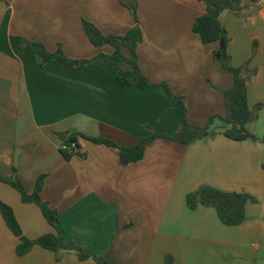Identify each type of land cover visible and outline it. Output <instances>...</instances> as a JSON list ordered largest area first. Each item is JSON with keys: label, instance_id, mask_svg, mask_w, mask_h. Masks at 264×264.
Listing matches in <instances>:
<instances>
[{"label": "crops", "instance_id": "obj_1", "mask_svg": "<svg viewBox=\"0 0 264 264\" xmlns=\"http://www.w3.org/2000/svg\"><path fill=\"white\" fill-rule=\"evenodd\" d=\"M137 2L138 22L120 0H0V176L18 178L32 193L37 178L46 174L43 196L58 211L66 238L115 264H165L167 255L174 264H264L262 243L238 244L231 229L236 226L223 224L214 208L192 210L186 202L189 193L203 186L236 191L237 180H247L255 166L260 184L249 192L259 202H248L245 222L250 220V228L264 235L263 143L230 140L221 128L190 145L156 139L141 161L128 165L120 163L118 148L82 137V156L67 159L61 152L64 140L75 132L128 146L155 132L173 135L184 124L178 101L165 88L119 84L117 73L98 57L113 48L94 46L84 21L117 36L139 25L144 34L137 48L142 71L185 99L192 125L202 127L209 116L226 114L223 93L234 77L214 58L218 44H203L193 32L204 3ZM243 5L239 14L224 11L221 21L230 36L233 65L250 61L257 71L248 81V101L262 108L247 128L261 137L264 0L258 12L251 0ZM16 37L41 42L51 52L61 47L71 59L92 61L83 67L58 60L41 65V58ZM121 75L131 79L135 72L125 65ZM0 203L12 207L25 237L34 240L54 232L38 205L24 203L17 189L1 181ZM19 241L0 210V264H97L73 253L58 259L39 245L19 256Z\"/></svg>", "mask_w": 264, "mask_h": 264}, {"label": "trees", "instance_id": "obj_2", "mask_svg": "<svg viewBox=\"0 0 264 264\" xmlns=\"http://www.w3.org/2000/svg\"><path fill=\"white\" fill-rule=\"evenodd\" d=\"M205 5V12L198 16L193 24V32L196 33L203 44L217 43L218 49L214 52V58L221 63L222 67L230 72L234 77L233 86L223 93L226 107L224 116H214L208 120L205 126H194L187 120V106L185 99L172 93L166 83L156 84L142 71L137 55L138 45L143 42L144 34L139 25L131 29L126 35H105L93 23L84 21V30L90 42L96 47L109 45L113 48L111 54L101 53L98 57L103 58L110 68L117 73L119 84L127 88H152L163 87L168 93L178 101L179 110L183 117V127L177 133L170 135L162 132H155L153 135L144 137L135 144L128 146L118 145L116 142L103 137H93L84 133L75 132L64 140L67 143L77 142L79 137L90 140L96 144H105L110 147L118 148L120 163L128 165L141 161L149 144L156 139H167L178 142L183 145H190L196 140L205 139L211 136V125L214 123L215 117L220 118L223 122L224 136L233 141L252 140L264 144V134L259 137L252 133L247 125L254 122L258 118V112L262 105L258 104L251 107L248 101V81L250 77L257 71L251 69L250 61L236 67L232 63L231 56L228 53V45L230 36L221 21V15L224 11H230L239 14L243 9L245 0H199ZM253 12L260 9L261 0H251ZM121 4L127 7L133 14L136 22L138 2L137 0H120ZM138 24V23H137ZM16 42H21L28 50L41 58V65L51 61L58 60L69 67H83L92 60H76L67 57L64 51L58 48L57 51L51 52L45 44L36 41H26L22 38H14ZM126 51L129 55H126ZM125 65L134 70L135 76L127 78L121 75ZM62 154L70 159L73 156H82L81 154H73L62 151ZM46 174L40 175L35 183L32 193H28L23 183L16 177L0 176V181L17 189L22 196L24 203H34L38 205L49 224L54 228V232L43 235L37 239H29L24 236L22 229L16 219L12 207L5 203H0L2 216L11 229V231L19 238L16 252L19 256L28 254L35 245H39L47 250L57 254L58 259L64 253H73L80 260L94 259L97 264H115L110 258L104 255H97L89 250L85 245L69 241L66 238V231L62 228L59 220V213L53 209L50 203L43 196ZM187 205L190 209L195 210L199 206L214 208L222 221L227 226H239L246 220V207L248 202L257 204L259 200L256 196L248 192L227 191L215 186H203L195 192H191L186 198ZM165 264H174L172 255H167Z\"/></svg>", "mask_w": 264, "mask_h": 264}, {"label": "rangeland", "instance_id": "obj_3", "mask_svg": "<svg viewBox=\"0 0 264 264\" xmlns=\"http://www.w3.org/2000/svg\"><path fill=\"white\" fill-rule=\"evenodd\" d=\"M219 113L216 115L209 116L208 119H206L204 126L208 123V120L211 117L218 116ZM223 128V122H221L220 118L215 117L214 123L211 125L210 130L212 133L216 132L217 130H220ZM260 130V129H259ZM261 132V131H260ZM259 172H257L256 167L254 166L248 175L247 180H237L236 185L233 187L235 188L237 192H249V189L257 188L260 184V176ZM239 176H237L238 178ZM251 193V192H249ZM250 220L248 222H245L244 224L236 227H232V235L235 237L236 242L238 244L245 246V247H252L256 245L257 243H262L264 247V235H259V233L255 232L250 228Z\"/></svg>", "mask_w": 264, "mask_h": 264}, {"label": "built area", "instance_id": "obj_4", "mask_svg": "<svg viewBox=\"0 0 264 264\" xmlns=\"http://www.w3.org/2000/svg\"><path fill=\"white\" fill-rule=\"evenodd\" d=\"M61 150L73 154H81V149L77 142L67 143L66 141H64L61 145Z\"/></svg>", "mask_w": 264, "mask_h": 264}]
</instances>
